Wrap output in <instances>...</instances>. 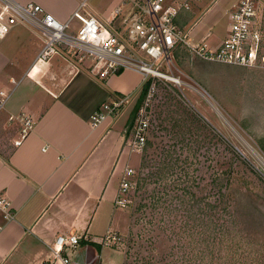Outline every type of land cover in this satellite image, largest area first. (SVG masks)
I'll return each mask as SVG.
<instances>
[{"label":"rangeland","instance_id":"374dc122","mask_svg":"<svg viewBox=\"0 0 264 264\" xmlns=\"http://www.w3.org/2000/svg\"><path fill=\"white\" fill-rule=\"evenodd\" d=\"M118 1L87 4L101 13ZM185 1L194 12L183 29L188 40H203L211 48L219 45L229 27L225 11L239 0H168L174 5ZM71 24L74 29L79 25L76 20ZM187 54L174 59L173 74L183 84L156 83L147 108L152 145L127 154L136 181L125 195L129 202L98 209L96 223L101 215L102 222L91 235L110 236L107 247L120 256L117 264H201L209 250L216 264H229L218 256L228 253L231 238L226 237L235 235L241 243H234L238 251L232 264H259L264 261V70ZM57 59L55 55L52 60ZM141 94L127 104L123 119L129 113L130 121ZM130 135L127 131L125 143ZM230 173L236 183L225 192L226 211L217 209L213 225L204 224L205 216L191 214L187 207L196 197L202 198V205L220 204V174L225 182ZM220 224L228 231L219 242ZM109 248H104L99 264H110Z\"/></svg>","mask_w":264,"mask_h":264},{"label":"crops","instance_id":"0c3cea01","mask_svg":"<svg viewBox=\"0 0 264 264\" xmlns=\"http://www.w3.org/2000/svg\"><path fill=\"white\" fill-rule=\"evenodd\" d=\"M16 1L38 3L60 21L68 19L77 5V0ZM123 1L94 13L106 22ZM259 1L264 6V0ZM237 3L227 7V16ZM193 16L194 12L181 10L176 23L184 29ZM41 47L40 34L20 23L0 39V100L4 99L0 106V198L10 203L13 215L6 220L0 208V264H60L51 252L60 234L80 235L73 259L96 264L109 247L98 253L87 243L101 238L93 236L102 222L101 215L96 223L98 209L115 204L116 184L124 168L131 166L124 146L129 113L123 119L124 106L94 129L90 121L102 104L115 97L136 98L142 91V77L126 69L97 78L89 74L88 60L76 61L61 50L42 70H32ZM182 51L188 57L181 48L175 56H182ZM55 55L57 61L52 60ZM25 119L33 126L15 146ZM109 249L110 264H117L120 256Z\"/></svg>","mask_w":264,"mask_h":264},{"label":"built area","instance_id":"2783aa9c","mask_svg":"<svg viewBox=\"0 0 264 264\" xmlns=\"http://www.w3.org/2000/svg\"><path fill=\"white\" fill-rule=\"evenodd\" d=\"M87 2L77 0L76 8L68 19L60 21L38 3L0 0V39L19 23L37 31L42 38V47L32 70H42L61 50L76 61L88 60L87 70L97 78H107L126 69L138 72L142 85L148 83V89L125 129V138L127 131L131 132L129 141L125 143L129 154L141 152L146 145L149 129L147 108L157 81L184 83L173 74L177 69L174 65L177 49H185L192 57L209 62L264 70V6L257 0H240L234 5L228 15L227 35L213 48L203 40L192 43L187 38L188 31L177 25L176 17L180 11L191 10L187 1L175 5L168 0L123 1L114 9L110 23L91 11ZM117 19L119 21L115 24ZM73 20L79 23L76 29L71 24ZM136 99L124 95L102 104L91 117L90 127L94 129L106 117H114L122 107L134 104ZM3 101L0 100V106ZM23 123L15 146L21 144L33 126L29 119ZM134 174L133 167L124 168L115 203L125 205L129 202L125 195L136 186ZM0 208L6 220L13 218L8 201L0 198ZM81 238L77 234L57 235L51 250L54 262L79 264L73 259L72 252L79 246ZM109 238L107 234L96 242L108 246ZM112 238L115 239L114 236Z\"/></svg>","mask_w":264,"mask_h":264},{"label":"trees","instance_id":"16d2710c","mask_svg":"<svg viewBox=\"0 0 264 264\" xmlns=\"http://www.w3.org/2000/svg\"><path fill=\"white\" fill-rule=\"evenodd\" d=\"M176 55H177V53H176ZM147 89H148V83H145V84H143L142 85V94H141V96H140V98H139V102L143 99V97L145 96V94H146V91H147ZM138 104V103H137ZM137 108H138V105H136L135 107H134V112L137 110ZM133 112V113H134ZM133 115V114H132ZM148 140V139H147ZM222 141V140H221ZM225 144L228 146V144L225 142ZM152 145V143H151V141H146V145H145V147H144V149H143V151H145V150H147L148 148H150V146ZM229 147V146H228ZM221 175L222 174H220V193H219V195H220V204L221 203H223L222 204V206H220V204H211V203H206L205 205H202L201 204V197H196L195 196V194L193 193V192H190V191H185V194H190V198L192 197H196V199H194L193 200V202L189 205V207H187V210L189 211V212H191V214H193V212H199V214H203L205 217L204 218H201V219H203L204 220V224H208L209 222V224L210 225H213V223H212V216H213V214H214V212H216V210L217 209H220V211H226V208L228 207L227 206V204H226V202H225V199H224V197H225V192H226V190L228 189V187L230 186V185H233V184H235L236 183V177L234 176V174L233 173H230L229 175H228V177H227V179L225 180V182H223L222 181V177H221ZM222 188L224 189V190H222ZM218 206H220V207H218ZM194 210V211H193ZM205 210H207L208 211V213H206L205 212ZM189 220H190V218H189ZM228 228L224 225H221L220 224V232H219V234H220V236L222 235L223 237L221 238V239H219V242L220 241H224V235H225V233L228 231L227 230ZM209 237H210V235H209ZM208 237V238H209ZM214 237V239H215V236H213ZM228 238H231L230 239V245L229 244H227V247H229V248H231L230 250H228V253L226 252H224L223 253V255L222 254H220V256H218V259L220 260L221 258H223L224 259V263L226 262V261H228V263L230 264H232L233 262H231V259L232 258H234L235 257V255H237V251H238V246L237 247H235L234 246V243H235V241L237 242V243H241V241L240 240H238L237 239V236H235V235H233V236H231V237H226V240L228 239ZM228 241V240H227ZM82 244L83 243H85V241H82L81 242ZM87 243V242H86ZM87 244H91V245H93V246H95L96 247V249H97V251H98V253L100 252V250H101V248H102V245L101 244H99V243H93V242H90V243H87ZM240 246V245H239ZM210 249H212V248H210ZM208 255V259L206 258V255L204 256L205 257V260L204 261H202L203 263H201V264H216V262L214 261V256H213V250H209V252L207 253ZM201 259H203V256H201ZM216 260V259H215ZM221 261V260H220ZM221 264V263H220ZM259 264H264V261L263 262H260Z\"/></svg>","mask_w":264,"mask_h":264},{"label":"bare ground","instance_id":"6f19581e","mask_svg":"<svg viewBox=\"0 0 264 264\" xmlns=\"http://www.w3.org/2000/svg\"><path fill=\"white\" fill-rule=\"evenodd\" d=\"M257 157V156H256ZM264 163V162H263Z\"/></svg>","mask_w":264,"mask_h":264}]
</instances>
